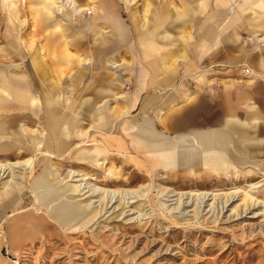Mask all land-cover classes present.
I'll list each match as a JSON object with an SVG mask.
<instances>
[{
    "label": "crops",
    "instance_id": "crops-1",
    "mask_svg": "<svg viewBox=\"0 0 264 264\" xmlns=\"http://www.w3.org/2000/svg\"><path fill=\"white\" fill-rule=\"evenodd\" d=\"M95 1L97 17L91 31L99 36L92 43L93 46L97 44L93 48L96 54L92 62L102 67V60L110 58V64L116 66V55L131 48L137 55L133 68L134 94L149 85L168 96L158 103L154 95H148L142 105L143 112L128 116L126 113L137 101L127 95L111 93V98L122 107L107 106L108 101L104 104L101 95L110 92L113 86L105 82L104 74L100 85L101 74L94 77L97 80L92 98L73 96L71 91L89 69V60L73 54L70 48L84 51L87 46L66 45L58 30H52L55 27L52 25V37L56 40L50 44L44 40L36 49L26 78H21L17 85L7 81L9 89L10 86L15 88L11 94L7 91L11 101L8 103L0 96V108L9 109L3 110L0 121V139H8L0 141V146L9 145V150L0 152L12 155L22 152L23 157L35 160L30 173L32 178H28L24 190L26 195L14 202V206L28 200L32 193L41 210L27 212V218L41 223L39 213L42 212L52 228L74 231L76 224L85 225L94 217L83 201L72 200L74 196H82L80 186L74 184V176L95 177L107 186L156 176L169 182L200 184L228 176L230 179L246 178L255 165L264 162V116L247 101L250 95L260 92V87L250 80L241 87L234 78L224 76L232 82H224L225 87L218 89L217 97H202L198 90L185 89L181 84V79L187 78L198 85L203 80L202 72L189 69L186 74L179 73L180 78L173 82L167 75L168 55L161 53L174 45L171 59L175 62L185 60L190 44L187 25L195 21L193 36L204 42L199 40L193 46L194 51L204 57L213 55L217 69L223 70L220 72L224 75H231L229 59L216 56L220 53L221 39L235 36L236 30L231 26L241 16L230 20L229 10L221 16L217 10L218 0L144 1L141 14L131 5V0H121L127 9L124 19L115 0ZM239 8L243 14L254 15L247 18L248 21L264 19V0H248ZM79 9L85 10L83 6ZM222 18L226 24L221 28L216 23ZM82 19L75 21V26L73 20L69 23L71 30H80L78 39L88 36L89 23ZM103 26L109 29L100 31ZM257 64L264 70L263 59ZM73 65L76 73L70 75ZM16 72L13 75L27 74ZM218 79H222L221 75ZM103 84L107 87H101ZM85 90L82 87L78 94ZM172 92L175 96L170 94ZM168 104L171 111L163 115L162 109ZM106 106L111 112H106ZM23 157L7 158L22 160ZM15 191L19 190L15 188Z\"/></svg>",
    "mask_w": 264,
    "mask_h": 264
},
{
    "label": "rangeland",
    "instance_id": "rangeland-1",
    "mask_svg": "<svg viewBox=\"0 0 264 264\" xmlns=\"http://www.w3.org/2000/svg\"><path fill=\"white\" fill-rule=\"evenodd\" d=\"M49 1L51 3L47 0H0V96H4L8 103L11 98L8 99L7 91L10 90L11 94L15 88L10 86L9 89L7 81L17 85L21 78L27 77L36 49L44 40L49 44L55 41L56 37L52 36L57 30L66 45L87 46L84 51L78 47L70 48L73 54L89 60V69L85 70L75 90L71 91L73 96L92 98L94 82L97 80L94 77L101 74L100 85L104 74L105 82L109 81L113 86L110 92L102 93L103 103L108 101L107 106L112 104L122 107L121 103L111 98V93L127 95L137 101L126 113L128 116H138L143 112L142 105L148 95H154L158 103L165 101L168 95H161L159 89L156 92L149 85L134 94L133 68L137 64V55L132 53L134 50L131 48L116 55V66L110 64V58L102 60V67L92 62L93 54H96L93 48L97 45L93 46L92 43L99 36L91 31L92 23L97 17L95 0ZM144 1L150 0H131V5L137 7L141 14ZM151 1L156 3L158 0ZM218 1L220 5L217 10L221 16L229 10L230 20L238 16L242 18L234 21L231 26L236 30L235 36L232 39H221L220 53L216 56L219 59H229L231 75H224L225 73L220 72L223 70L217 69L213 55L204 57L202 53L194 51L193 46L199 40L204 42V39L198 40L193 36L197 24L195 21L187 25L186 34L190 44L186 49L188 57L185 60H172L174 45L161 52L168 55L167 75L173 82H177L179 73L186 74L189 69L202 72L204 76H200L203 80L198 85L196 81L181 79L185 89L194 92L198 90L202 97H217L218 89L225 87L224 82H232L226 79L228 76L234 78L235 82L238 81L241 87H245L250 80V83L258 85L261 90L258 94L250 95L247 101L259 108L264 116V70L257 64L264 60V19L261 22L255 18L248 21L247 18L254 15L243 14L239 8L240 4L248 0ZM115 3L120 6V15L125 19L126 6L121 0H115ZM80 5L85 11L80 14L72 12L73 7L80 8ZM82 18L89 23V37L78 39L80 30L73 27L74 30H71L69 23L73 20L72 24L75 26V21H81ZM57 19L60 24L59 21L55 22ZM223 22L222 18L216 24L222 28L226 24ZM52 25H55L52 29L54 32L51 30ZM111 28L110 25V31ZM107 29L109 28L103 26L100 31ZM75 68L74 65L70 68V75L76 73ZM18 70L27 74L13 75ZM219 75L222 79H218ZM104 86L107 87L105 84L101 87ZM82 87L87 90L78 94ZM170 94L175 96L174 92ZM178 103H181V99ZM107 106L106 112H111ZM3 110L9 109L0 108V121ZM162 111L163 115L171 111L169 104ZM5 150H9V145L0 146L1 152ZM1 152L0 168L7 169V164L12 165L3 176L0 172V194L5 193L9 185L16 186L14 188L19 191L12 192L16 196L11 205L6 208L0 206V264H264V162L255 165L253 172L246 178L239 176L230 179L228 176L200 184L169 182L156 176L107 186L95 177L74 176V184L80 186L82 196H74L72 200L83 201L94 217L85 225L76 224L74 231H63L52 228L49 221L42 217V212L39 213L41 223H35V218H27V212L41 210L36 206V197L32 193H29L28 200H23L20 204L22 206H14V202H19L26 195L24 190L35 160L33 157L29 159V156L23 157L22 152L17 155ZM9 156L24 159L10 160L7 158ZM30 184L32 188V181ZM93 189L108 190L115 194V198L98 192L93 194ZM121 191L128 195L119 197L117 193ZM201 192L208 195L200 202L198 195ZM2 203L0 197V204ZM31 226L36 227L30 228Z\"/></svg>",
    "mask_w": 264,
    "mask_h": 264
},
{
    "label": "bare ground",
    "instance_id": "bare-ground-1",
    "mask_svg": "<svg viewBox=\"0 0 264 264\" xmlns=\"http://www.w3.org/2000/svg\"><path fill=\"white\" fill-rule=\"evenodd\" d=\"M65 5H67V4H65ZM70 5V4H69ZM74 11H77V12H79V14L80 13H82L83 11H85V10H83V9H79V8H77V7H73V11L72 12H74ZM87 13V12H86ZM75 14H76V12H75ZM81 16V15H80ZM7 165H12V164H7ZM9 166H8V168L7 169H1L0 168V172H2V176L4 175V173H5V171L6 170H8L9 169ZM77 174V173H76ZM75 174V175H76ZM79 176V175H78ZM86 185V184H85ZM80 188V187H79ZM91 190V189H90ZM81 191V190H80ZM12 192H15V188L14 187H12L11 185H9V187L7 188V191L5 192V193H2V194H0V197H1V200H3V203L2 204H0V206H2V207H8L9 205H11L12 204V199L14 198V194L12 193ZM96 192H98V193H100V194H103L104 196H110V197H112V198H115L114 196H115V194L114 193H110V191H108V190H100V189H93L92 190V193L94 194V193H96ZM131 194H133V195H135V193L134 192H130ZM129 193V194H130ZM118 194V196L119 197H121V198H123L125 195H128V193L127 192H125V193H123L122 191L121 192H118L117 193ZM206 195H208L207 193H205V192H201V193H199V195H198V200H200V202L202 201V200H204L205 199V197H206ZM182 197V195L180 196V198ZM197 200V199H196ZM35 225V224H34ZM36 226H31V228H35Z\"/></svg>",
    "mask_w": 264,
    "mask_h": 264
},
{
    "label": "built area",
    "instance_id": "built-area-1",
    "mask_svg": "<svg viewBox=\"0 0 264 264\" xmlns=\"http://www.w3.org/2000/svg\"><path fill=\"white\" fill-rule=\"evenodd\" d=\"M246 72H248V69H245Z\"/></svg>",
    "mask_w": 264,
    "mask_h": 264
}]
</instances>
